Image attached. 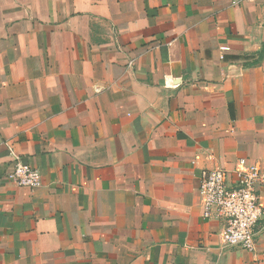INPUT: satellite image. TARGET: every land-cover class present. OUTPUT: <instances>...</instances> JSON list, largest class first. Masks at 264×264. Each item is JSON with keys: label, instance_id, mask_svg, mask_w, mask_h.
<instances>
[{"label": "crops", "instance_id": "obj_1", "mask_svg": "<svg viewBox=\"0 0 264 264\" xmlns=\"http://www.w3.org/2000/svg\"><path fill=\"white\" fill-rule=\"evenodd\" d=\"M7 141L42 186L6 179ZM241 159L264 0H0V264H264V214L256 254L202 216V172Z\"/></svg>", "mask_w": 264, "mask_h": 264}, {"label": "built area", "instance_id": "obj_2", "mask_svg": "<svg viewBox=\"0 0 264 264\" xmlns=\"http://www.w3.org/2000/svg\"><path fill=\"white\" fill-rule=\"evenodd\" d=\"M220 49L224 54L230 50V46L222 44ZM5 145L14 160L6 179L32 190L42 186L43 179L39 170L30 162L24 161L11 142L7 141ZM239 165L235 180L231 179L228 170L221 167L202 172V216L207 220L215 218L224 222L222 237L227 247H237L256 254L257 228L264 214L261 204L264 165L260 161L251 163L247 159H241Z\"/></svg>", "mask_w": 264, "mask_h": 264}]
</instances>
